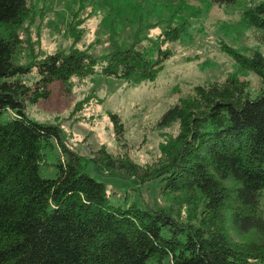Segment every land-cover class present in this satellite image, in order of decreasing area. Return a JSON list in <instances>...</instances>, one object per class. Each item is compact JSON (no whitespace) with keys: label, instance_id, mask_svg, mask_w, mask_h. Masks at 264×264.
Returning <instances> with one entry per match:
<instances>
[{"label":"trees","instance_id":"16d2710c","mask_svg":"<svg viewBox=\"0 0 264 264\" xmlns=\"http://www.w3.org/2000/svg\"><path fill=\"white\" fill-rule=\"evenodd\" d=\"M128 9L133 15L135 4ZM260 14L264 4L249 13L264 28ZM27 16V0H0V264H264V54L234 55L258 77L256 94L229 77L196 86L163 114L159 129L177 127L161 148L164 161L141 167L101 148L88 162L59 126L34 121L28 107L47 100L55 82L96 73L151 80L177 37L170 26L155 38L142 36L143 27L127 39L113 31L105 54L73 48L23 65L17 31ZM90 166L141 184L159 181L173 204L115 206ZM233 233L250 238L239 242Z\"/></svg>","mask_w":264,"mask_h":264},{"label":"rangeland","instance_id":"374dc122","mask_svg":"<svg viewBox=\"0 0 264 264\" xmlns=\"http://www.w3.org/2000/svg\"><path fill=\"white\" fill-rule=\"evenodd\" d=\"M27 1L28 16L17 31V62L23 65L73 48L105 54L113 31L117 38L127 39L143 27L142 36L155 38L170 26V34L177 37L165 45L172 58L151 80L135 84L96 73L85 79L55 82L47 100L28 107L34 121L59 126L66 144L88 162L105 148L114 156L152 168L164 161L161 148L177 134L176 126L159 129V120L196 86L236 77L248 83L252 94L261 87L255 74L242 71L234 55L264 54V28L255 25L249 15L264 0L225 5L210 0ZM130 3L136 7L133 15L128 12ZM259 17L264 23V14ZM35 78L31 75L26 81L31 85ZM116 118L124 130L120 141ZM57 155V150L49 154V161ZM88 172L106 185L115 206L173 204L171 198L162 197L159 181L141 184L122 173L98 174L92 166ZM262 204L264 209V195ZM233 237L239 242L250 238L235 233Z\"/></svg>","mask_w":264,"mask_h":264}]
</instances>
